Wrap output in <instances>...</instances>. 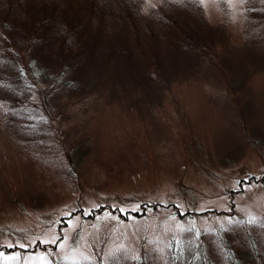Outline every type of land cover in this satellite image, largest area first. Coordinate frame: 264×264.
<instances>
[{"label": "rangeland", "instance_id": "374dc122", "mask_svg": "<svg viewBox=\"0 0 264 264\" xmlns=\"http://www.w3.org/2000/svg\"><path fill=\"white\" fill-rule=\"evenodd\" d=\"M28 5L78 60L34 88ZM0 41V264H264V0H0Z\"/></svg>", "mask_w": 264, "mask_h": 264}, {"label": "trees", "instance_id": "16d2710c", "mask_svg": "<svg viewBox=\"0 0 264 264\" xmlns=\"http://www.w3.org/2000/svg\"><path fill=\"white\" fill-rule=\"evenodd\" d=\"M40 1H42V0H40ZM28 8H29V13H32V18H31L30 22L26 21L25 23L29 27V29L32 30L33 34L26 40L25 44L23 43V45H22L24 55H26V53H28L27 57H26L27 61H25L26 62L25 67L23 65H18L17 63H15V66H14V68L16 70H18V72H20V74L18 75V78L23 80L21 83L27 87H30V88L33 87L34 88L35 85H37L36 79L41 77V68L40 67H42L44 64L47 65V63H48L47 59H55L56 65H58L59 69L64 67V69L70 70L71 69L70 67H73L75 72L78 71L77 70V68H78L77 61L78 60L76 61V59L73 57L74 53L72 51L67 52L66 58H62V51H63V48H62L63 42L62 41L55 42V39L52 40L53 46H55L57 49L56 51H54L56 54L53 55V58H52V48L49 45L44 44L45 42L43 44H38L36 47L34 46V39H38L37 37H39V35H40V29L42 30V37H43V35L47 33V30L49 29V27H51L52 24H50L49 22L51 20L53 12H50V13L47 12L45 9L42 8V6L35 7L34 5L33 6L28 5ZM37 8L39 10H37ZM39 12H40V16H38V18H37L36 14H38ZM128 17L130 18V15ZM5 19L8 20L9 15H6ZM36 21L39 22L38 25L35 24ZM73 22H75L74 17L72 19V23ZM4 23L8 24L9 22L4 21ZM36 26H39V27L36 28ZM73 27H75V25ZM121 29L126 31L129 35L132 34L130 32V28L126 27V28H121ZM131 30L136 32V27L132 26ZM52 36L54 37V34H52ZM0 43H1V41H0ZM2 44L4 45L5 50L8 49V47L5 46L6 45L5 43L2 42ZM129 47L130 46H128L127 44H124V48L122 50V56H124V52L126 53V59L124 61V66H126V67H124V70H125L124 77H122L123 68L118 70L117 74H119L122 77V79L128 78L130 80L137 81L138 79H140L141 74L137 70V69H139V66H136L135 64L132 63L133 57H131V54L129 52L130 49H128ZM46 48H47V51L49 50L48 55H46ZM96 48H97V43L95 45L94 51L96 50ZM30 49H32V50L30 51ZM7 58H8V59H6L7 66L10 65V67H12L13 61L9 57H7ZM118 66H120V64L115 65V68ZM147 66L148 65H146V69L151 70V67L150 66L147 67ZM25 70L26 71L29 70L27 80H26L25 76H22L26 73V72H24ZM11 75H13V74H11ZM6 77L8 78V80L12 79L11 76H6ZM23 77H25V78H23ZM67 77H69L68 74H67ZM8 80H2V78H0L1 83H4V81H5V85H1V86L11 87L10 85H7ZM71 80L72 79L70 78L67 83L64 82L65 86L69 87L72 84ZM131 86L133 88H135L137 85L131 84ZM13 104H14V102L8 101V105L10 108L13 107ZM191 215H193V213ZM259 220L260 219H258L257 221H259ZM247 227H249V226H247ZM193 247H195V246H193V244H187V248H186L185 253L182 250H178V252L175 253V248H173V252H172L173 258L175 257V259H177L179 262L184 261L185 264H201L200 263L201 259L203 260V258H204L202 252L199 250L201 245H198L196 249ZM236 250H237V248H236ZM195 257L197 258L196 260H195ZM237 257L235 256L236 260H237ZM231 261H232V264H235V262L232 259H231Z\"/></svg>", "mask_w": 264, "mask_h": 264}]
</instances>
